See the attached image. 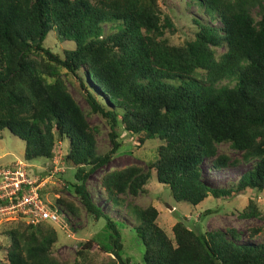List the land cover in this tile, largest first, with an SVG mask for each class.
Masks as SVG:
<instances>
[{"label":"trees","instance_id":"1","mask_svg":"<svg viewBox=\"0 0 264 264\" xmlns=\"http://www.w3.org/2000/svg\"><path fill=\"white\" fill-rule=\"evenodd\" d=\"M158 1L0 0V133L24 141L25 161L53 159L66 142L71 174L63 188L80 206L60 195L56 207L74 217L85 210L111 231L109 251L89 239L73 261L63 260L54 252L53 225L13 218L3 229L9 243L1 247L0 264H140L122 256L119 222L87 187L119 152L120 126L140 145L159 141L148 166L176 202L196 207L210 195L264 190V0H195L221 26L193 18L194 36L180 45L167 37L170 23ZM107 24L114 31L105 35ZM50 33L71 47L54 52L45 45ZM63 70L79 80L92 112L108 125L112 147L105 154L97 153V128L70 93ZM225 79L234 84H221ZM222 144L252 167L219 188L203 180L202 167L209 159L219 170L237 165L219 153ZM149 177L129 165L99 178L111 209L126 207L138 222L143 264H264V240L240 242L234 229L199 232L184 221L169 235L157 223L155 206L125 204L127 196L146 192ZM260 214L250 200L239 216Z\"/></svg>","mask_w":264,"mask_h":264},{"label":"rangeland","instance_id":"2","mask_svg":"<svg viewBox=\"0 0 264 264\" xmlns=\"http://www.w3.org/2000/svg\"><path fill=\"white\" fill-rule=\"evenodd\" d=\"M158 2L164 17H167L170 23L166 32L167 37L175 45H180L185 40L193 38L194 33L191 26L193 18H197L211 26H221L220 21L208 17L203 9L195 3V0H159ZM253 14L258 17L256 11H253ZM104 31L107 35L114 30L111 25L107 24L104 26ZM45 45L58 54L71 47L69 43L60 41L53 33L49 34ZM223 52H225V48L218 50L219 54ZM63 73H65L69 91L86 114L87 121L92 127L97 128V153L105 154L112 147L108 125L101 116L92 112L79 80L66 73V70H63ZM226 83L234 84V82H229L227 79L221 82V84ZM117 133V141L121 143L119 152L108 165L98 169L89 177L87 187L95 203L119 222L123 242L121 254L124 258H130L133 263L143 264L144 246L134 230L138 222L126 207L120 208L121 210H118V208L111 209V202L106 199L99 178L106 171L124 168L129 165L142 167L145 171L150 172V177L146 192L134 197L127 196L125 204L131 203L141 208H146L149 205L155 206L159 212L157 223L169 235H171L176 222L184 221L188 227L199 232L234 229L239 234L240 242L261 243L264 240V190L247 189L222 198H214L210 195L196 207L189 203L176 202L170 189L158 182L155 170L149 169L148 166V162H151L156 156L159 141H145L144 144L140 145L136 137L126 132L121 126L117 129ZM66 149V142L59 143L53 159L37 158L32 161H25L24 141L8 130L0 133V173L19 165L20 168L25 170L27 177L34 182L38 190H44L43 192L40 191L42 192V199L53 205L54 209H51L59 217L58 222L45 221L53 225L58 234L54 252L63 260L73 261L79 244L89 239H93L96 244L109 251L111 248L109 242L111 231L107 228L103 218L95 219L88 215L85 210H82L79 217H74L65 209L56 207L55 198L60 195L77 203L72 192L63 188L65 180L71 174V168H68L64 159ZM219 153L227 154L239 162L233 167L219 170L213 167L212 159L207 160L202 167V175L203 180L211 186L229 187L232 183L237 182L242 173L252 167V162L241 160V154L232 150L228 144L220 145ZM2 181L3 175L0 174V182ZM56 190L60 193L56 194ZM250 200L256 203L261 214L258 217L242 218L239 214L247 207ZM77 204L80 206L79 202ZM13 218H18L24 222L31 221L26 216L12 215L0 222V259L3 258L1 247L7 246L9 243L7 236L3 234V229L10 224ZM95 249L96 246L93 247V250Z\"/></svg>","mask_w":264,"mask_h":264},{"label":"built area","instance_id":"3","mask_svg":"<svg viewBox=\"0 0 264 264\" xmlns=\"http://www.w3.org/2000/svg\"><path fill=\"white\" fill-rule=\"evenodd\" d=\"M4 170L0 182V222L9 216H26L32 222H58L59 217L43 202L34 182L29 180L23 168Z\"/></svg>","mask_w":264,"mask_h":264}]
</instances>
